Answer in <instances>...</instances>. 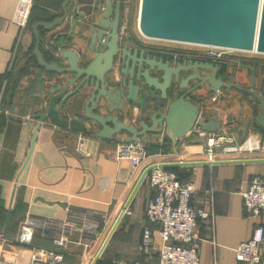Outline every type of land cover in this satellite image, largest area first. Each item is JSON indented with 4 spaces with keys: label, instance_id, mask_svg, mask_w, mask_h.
<instances>
[{
    "label": "crops",
    "instance_id": "0c3cea01",
    "mask_svg": "<svg viewBox=\"0 0 264 264\" xmlns=\"http://www.w3.org/2000/svg\"><path fill=\"white\" fill-rule=\"evenodd\" d=\"M17 2L0 0V264H35L33 256L41 250L64 253L63 264H93L92 257L99 255L141 175L154 163L209 161L213 157L215 161L264 158V132L253 120L259 105L257 108L255 101L246 99L248 94L236 89H223L219 94L201 89L189 99L206 119L221 118L219 132L233 133L237 146L209 156L206 142L200 141L202 131L196 128L179 142L178 153H173L170 141L160 135L152 138L151 144H144L142 158L122 159V137L103 140L47 120L37 132L32 156L20 175L11 204L15 179L38 122L36 116L46 110L55 89L66 78L41 67L34 51L38 47L46 61L65 65L59 53L64 49L81 53L84 46L79 39V22L72 17L73 3L68 6V18L47 30L39 24L60 18L64 0H35L27 28L22 31L13 22ZM239 59L243 60L239 63L246 61ZM254 61L256 64L246 62L256 70L257 81L262 65L260 59L255 57ZM249 74L248 70H237V81L248 79ZM239 93L241 97L234 96ZM209 98H214L215 104L226 101V110L211 115ZM61 114L72 117L67 107ZM248 121L247 136L240 144ZM237 153L247 154L241 157ZM172 168L181 183L193 186L192 204L205 213L195 230L200 241V264H246L236 259L235 251L252 238L256 225L264 226V210L259 217L248 214L242 194L253 179L264 180V162ZM148 173L95 264L159 263V226L146 217L147 204L156 195ZM27 223L34 226L32 239L22 242V228ZM146 227L154 231L153 248L148 254L141 249ZM63 231L68 239L60 248L55 238Z\"/></svg>",
    "mask_w": 264,
    "mask_h": 264
},
{
    "label": "water",
    "instance_id": "95a60500",
    "mask_svg": "<svg viewBox=\"0 0 264 264\" xmlns=\"http://www.w3.org/2000/svg\"><path fill=\"white\" fill-rule=\"evenodd\" d=\"M122 1L64 0L60 18L39 24L52 30L68 18V6L73 3L72 17L79 22V39L84 46L81 53L62 50L59 56L66 61L65 65L46 61L38 47L34 51L41 67L66 78L60 88L55 89L46 110L36 116L38 122L26 159L15 179L11 204L20 175L32 156L37 132L47 120L57 127L92 134L103 140L122 137L125 144H151L152 138L163 135L170 141L173 153H178L179 142L196 128L204 134L200 141L206 142L207 134L218 133L223 126L222 119L217 116L206 119L205 113L189 97L201 89L213 94L223 89H236L258 101L260 110L253 120L264 130V97L256 91V70L252 66L231 64L225 58L197 51L175 52L146 45L137 49L121 48L118 29ZM138 31L147 40L264 55V0H140ZM236 66L251 72L249 88L236 82ZM224 75L231 78L226 81ZM66 107L72 117L62 116ZM249 122L240 144L247 136ZM242 162H264V158L180 161L161 166ZM153 166L141 175L99 256Z\"/></svg>",
    "mask_w": 264,
    "mask_h": 264
},
{
    "label": "built area",
    "instance_id": "2783aa9c",
    "mask_svg": "<svg viewBox=\"0 0 264 264\" xmlns=\"http://www.w3.org/2000/svg\"><path fill=\"white\" fill-rule=\"evenodd\" d=\"M35 0H18L13 22L25 31L34 7ZM205 55L216 58H239L241 53L225 48L200 47ZM202 135L203 132H202ZM237 146V138L231 132L207 134L206 154L215 155L217 150ZM145 146L143 143L123 144L119 148L122 159L142 158ZM215 161L214 157L209 162ZM148 173V182L156 195L146 207V217L149 222L157 224V234L160 238L158 264H200V241L195 235L198 219L205 213L192 204L194 188L192 185L180 182L175 172L154 163ZM245 211L259 217L264 210V180L253 179L249 188L243 192ZM128 210L125 211V213ZM34 226L27 223L22 228L21 241L30 242ZM154 231L146 227L143 231L141 249L150 253L153 248ZM65 231L55 238L58 247L66 245ZM236 259L246 264H264V226L256 225L253 236L242 242L235 251ZM99 255L92 257L95 261ZM100 257V256H99ZM35 264H63L65 256L62 252L41 250L33 256ZM119 264H143L140 262H120Z\"/></svg>",
    "mask_w": 264,
    "mask_h": 264
},
{
    "label": "flooded vegetation",
    "instance_id": "af4514ba",
    "mask_svg": "<svg viewBox=\"0 0 264 264\" xmlns=\"http://www.w3.org/2000/svg\"><path fill=\"white\" fill-rule=\"evenodd\" d=\"M133 2L134 0H129L128 2L126 0L122 1V6L119 13V46L121 48L128 46L132 49H137L139 46H149L156 49H163L167 51H175V52H183V51H197L200 53H203L202 49L200 47H192V46H186V45H176L172 43L167 42H160V41H153V40H147L140 36V33L138 31V27L136 29L133 26L132 22V13H133ZM127 3V4H126ZM114 17V13H113ZM112 17V18H113ZM238 61H243L239 58H232L231 62L228 63H238ZM244 64H248V62H240ZM250 65V64H248ZM237 70H240L237 66L235 67V72L237 73ZM225 78L228 80L231 78L230 75H224ZM223 77V78H224Z\"/></svg>",
    "mask_w": 264,
    "mask_h": 264
},
{
    "label": "rangeland",
    "instance_id": "374dc122",
    "mask_svg": "<svg viewBox=\"0 0 264 264\" xmlns=\"http://www.w3.org/2000/svg\"><path fill=\"white\" fill-rule=\"evenodd\" d=\"M128 1L129 0H127V2ZM139 8H140V0H134V2H133V13H132V22H133V26H134L135 29H136V27H138ZM241 55L243 56L242 57L243 59L247 60L248 62L251 61V62H253V64H256V63H254L255 62L254 61L255 57L257 59H260V63L262 65V67H261V73H259V76H257L256 91L261 93V94H264V55H258V54H255V53L254 54L241 53ZM250 75L251 74H249V76ZM243 81H245V82H243ZM243 81L242 80L241 81H237V83L240 86L249 88L250 87V77L248 79H246V80H243ZM241 82L244 83V85ZM236 95H237V97H241L242 93L241 94L240 93L239 94H235L234 96H236ZM245 97L250 102H251V100L253 102L255 101V103L257 105L256 107L258 108L259 103L252 96L246 95ZM215 102L216 101L214 100V98H209V102L207 103L208 106L210 107V112L209 113H211V115L219 113L220 110H224V109L226 110V108L228 106V104L225 103L226 101L225 102L224 101L221 102V104H215ZM233 154L234 153L229 152V155H233ZM237 154L242 157L243 154H247V153H237Z\"/></svg>",
    "mask_w": 264,
    "mask_h": 264
},
{
    "label": "trees",
    "instance_id": "16d2710c",
    "mask_svg": "<svg viewBox=\"0 0 264 264\" xmlns=\"http://www.w3.org/2000/svg\"><path fill=\"white\" fill-rule=\"evenodd\" d=\"M241 57H243L242 55H241ZM247 61V60H246ZM263 97H264V94H263ZM257 101V100H256ZM258 102V101H257ZM261 128V127H260ZM262 129V128H261ZM263 130V129H262ZM263 132H264V130H263ZM169 170H171V171H173V172H175L176 173V171L175 170H173V168H168ZM176 175L178 176V174L176 173ZM179 178V177H178Z\"/></svg>",
    "mask_w": 264,
    "mask_h": 264
}]
</instances>
